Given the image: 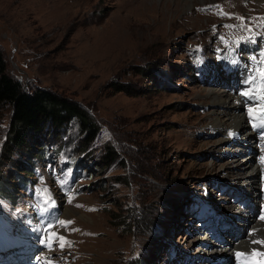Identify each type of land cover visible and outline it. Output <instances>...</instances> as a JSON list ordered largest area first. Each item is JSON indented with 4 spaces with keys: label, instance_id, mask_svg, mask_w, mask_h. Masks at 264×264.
I'll return each mask as SVG.
<instances>
[{
    "label": "rangeland",
    "instance_id": "374dc122",
    "mask_svg": "<svg viewBox=\"0 0 264 264\" xmlns=\"http://www.w3.org/2000/svg\"><path fill=\"white\" fill-rule=\"evenodd\" d=\"M0 51L25 88L47 87L76 100L100 128L77 154L76 117L54 132L42 156L32 158L36 185L23 190L18 173H25L27 161L16 150L15 162L1 151L10 107L0 105V177L17 183L5 195H21L4 215L22 223L30 216L29 196H40L31 213L49 217L56 230L51 250L48 232L42 235L47 264H129L134 258L135 264H180V251L187 263L188 254L199 251L192 243L204 231L200 224L231 196L222 180H248L253 194L246 163L235 166L242 154L228 153L222 132L213 133L218 108L209 91H217L207 88L225 89L208 75L215 69L225 74L217 63L239 52L253 70V84L264 87V0H0ZM245 86L238 85L239 94ZM108 139L123 166L103 167L100 147ZM68 158L65 176L61 164ZM79 159L91 166L87 175L77 172ZM118 174L127 184L114 181ZM53 193L56 211L47 206ZM229 203L227 216L237 204ZM65 204L73 208L62 209ZM166 223L167 232L161 231Z\"/></svg>",
    "mask_w": 264,
    "mask_h": 264
},
{
    "label": "bare ground",
    "instance_id": "6f19581e",
    "mask_svg": "<svg viewBox=\"0 0 264 264\" xmlns=\"http://www.w3.org/2000/svg\"><path fill=\"white\" fill-rule=\"evenodd\" d=\"M228 67L225 68L227 76L221 75L220 70H218L217 73L214 72L212 78L214 82H227L225 89H216L213 86L207 88L217 91H209V96L212 99L211 102L215 104V108H218L214 110L215 117L211 124L216 129L223 124L220 128L223 136L219 137L220 142L230 146L238 145L241 148L240 152L242 156L234 157V161L237 162L235 166L241 167L246 163L244 166L246 168L245 172H247V177L250 178L249 181L253 182V186L251 185L253 194L246 190L245 185L248 184V180L244 181V183L236 179L233 181L228 179L222 180V186L231 189L232 195L229 199L223 201L224 205L221 208L216 210V217H210V221H204L200 224L199 229H203L204 231L192 243L194 248H199V251L190 253L187 264H243V254L250 242L256 243L259 254L264 256V245L261 244L262 240L255 236L260 230H264V212L261 213L258 219H250V216L253 215L252 211L262 198L261 172L264 171V100H257L255 98L252 102L256 103L245 101L238 94L237 87L231 79L233 73H231ZM247 70L249 71L250 69ZM244 76L249 78L252 75L251 72H246ZM218 91L220 92L218 93ZM250 107L254 109V113L252 117H246L245 110ZM219 113L222 114L221 119L217 116ZM246 114L249 113L246 112ZM230 125H236L235 127L237 128L231 130ZM217 133L215 132L214 134ZM250 139H253V141L251 142ZM229 150L232 149L230 148ZM259 156L262 158V161L258 160ZM214 162H217V160ZM244 191L247 193H244ZM229 201H232V204H237L229 212L230 215L227 216L224 208L230 207L231 203ZM64 207L73 208L66 204L63 205L62 209ZM213 224H215V227H212ZM239 230L245 235H239ZM220 231L232 233V243L228 244L226 242L228 237L225 241V237ZM33 246H39L37 241L25 242V248L28 251H32ZM188 250L192 249L188 247ZM22 252L24 251L22 250ZM176 259L182 261L181 254L177 255ZM180 264L184 263L181 262Z\"/></svg>",
    "mask_w": 264,
    "mask_h": 264
},
{
    "label": "trees",
    "instance_id": "16d2710c",
    "mask_svg": "<svg viewBox=\"0 0 264 264\" xmlns=\"http://www.w3.org/2000/svg\"><path fill=\"white\" fill-rule=\"evenodd\" d=\"M118 89L123 90L125 88L120 87ZM0 105L10 107L6 133L1 142V151L6 152L7 157L12 162H15L11 157L15 150L22 158H25L27 161V164L23 167L25 173H18L21 175V178L26 177V174H31V158L34 155H41L45 147L44 145L55 140L53 138L54 132L58 134L74 117L78 119L77 128L79 129L78 134L80 136H77L72 146L74 152L78 153L80 150L85 149L90 142L94 141L100 130L95 117L76 100L69 99L47 87L25 88L20 80L10 75L7 71V63L1 51ZM78 149L80 150L78 151ZM100 150V161L103 167L113 165L115 162L123 166L121 153L113 141L106 140L100 147ZM18 174L13 175L12 178L19 177L17 176ZM1 177L0 192L11 194L13 192L12 189L17 187L16 180L10 183ZM124 177L121 174L115 175L114 181L127 184V180ZM21 178L18 179L20 180ZM123 209L126 210L127 208L123 207ZM131 215L132 213L124 214L122 218L125 221ZM156 226L154 224L153 228ZM165 226L166 224H164ZM136 262L137 260L134 258V263L129 261V264H135Z\"/></svg>",
    "mask_w": 264,
    "mask_h": 264
},
{
    "label": "snow or ice",
    "instance_id": "6c2138e0",
    "mask_svg": "<svg viewBox=\"0 0 264 264\" xmlns=\"http://www.w3.org/2000/svg\"><path fill=\"white\" fill-rule=\"evenodd\" d=\"M60 223L63 224V221H61ZM60 239L63 240V237H61ZM61 248H63V243H61Z\"/></svg>",
    "mask_w": 264,
    "mask_h": 264
}]
</instances>
